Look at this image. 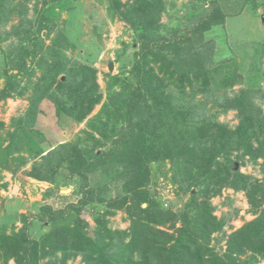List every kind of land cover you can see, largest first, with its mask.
Returning a JSON list of instances; mask_svg holds the SVG:
<instances>
[{
    "label": "trees",
    "instance_id": "obj_1",
    "mask_svg": "<svg viewBox=\"0 0 264 264\" xmlns=\"http://www.w3.org/2000/svg\"><path fill=\"white\" fill-rule=\"evenodd\" d=\"M105 1L109 19L127 24L137 48L125 47V55H117L121 74L108 76L101 104L96 70L69 65L66 51L77 47L70 34L78 18L99 36L105 21L86 16L74 0H42L33 23L25 6L0 0L1 24L17 11L23 14L4 38L15 40L3 52L0 103L24 99L32 90L25 113L12 120L6 138L0 136V173L15 175L31 162L27 175L36 181L53 186L58 175L62 181L80 180L76 203L40 207L36 224L45 232L35 238L24 214L19 220L15 214L0 217V264H68L76 258L78 264H259L264 260V41L257 46L253 39L235 41L232 52L225 31L227 19L239 16L246 3H201L169 27L161 22L164 0ZM63 11L69 14L62 22L66 31L57 29ZM32 64L41 72L36 82ZM62 75L64 80L58 79ZM47 102L59 124H81L101 106L86 120L83 137L44 149L35 125ZM229 112L236 115L235 127L218 120ZM4 126L0 121V130ZM165 163L174 195L187 197L177 208L171 201L164 208L156 188L149 189ZM246 166L258 168L261 177L240 172ZM95 174L100 181L91 185ZM225 189L242 192L253 217L228 235L224 228L238 210L217 217L210 202ZM60 191L53 186L45 196L66 198ZM118 211L125 214L126 229L109 225L107 216ZM85 213L94 222L89 230L80 220ZM16 222L22 227L16 229ZM223 239L224 246L216 248Z\"/></svg>",
    "mask_w": 264,
    "mask_h": 264
},
{
    "label": "rangeland",
    "instance_id": "obj_2",
    "mask_svg": "<svg viewBox=\"0 0 264 264\" xmlns=\"http://www.w3.org/2000/svg\"><path fill=\"white\" fill-rule=\"evenodd\" d=\"M122 2H132V0H121ZM239 4H244V11L236 17H231L227 19L225 25L229 40L228 48L230 46L232 52L234 48L231 44L235 45L234 42L239 44V42L245 41L247 44L253 39L252 45L257 46L259 43L264 41V0H235ZM211 0H164L165 12L161 18L163 24L169 25V27L176 26V21L183 17L188 9L193 7H198L199 4L203 3L210 6ZM14 4L17 7L25 6V17L31 20L33 23L36 22L41 12L42 0H14ZM263 3V5H261ZM72 5H76V9L86 8V16L89 13H93L95 19L99 21H105L103 30L100 36L94 34L90 28L91 24L84 22L82 19L78 18L75 23V27L72 30L71 36H74L77 42V47L71 51H66V56L68 57L70 64H87L88 66L96 70L97 83L99 85V92L102 93L103 99L101 104L105 101V89L108 81V76L120 75V63L116 61L118 54L122 56L125 55L127 49L125 47H136L133 46V33L128 28L127 24L118 19L110 20L108 17L107 3L105 0H74ZM198 5V6H197ZM237 5V4H236ZM258 6V10L257 7ZM75 9V10H76ZM256 10V11H255ZM77 11V10H76ZM257 12V13H256ZM74 14V13H73ZM258 15V16H257ZM262 15L261 17H259ZM23 16L19 15V11L15 12L11 18L6 22H0V67L4 61V54L9 49V44L14 42V36L12 35L10 39L5 40V36L11 34L14 27L18 25L20 18ZM69 19V14L66 11L60 13V17L57 19L59 30H65L66 25L62 22ZM177 27V26H176ZM78 28V30H77ZM221 32V31H220ZM55 32L52 34L54 35ZM98 37L101 39L98 40ZM217 40V39H216ZM257 41L259 43H257ZM49 40L45 39V45L48 46ZM221 43V42H220ZM242 44L239 46L238 50L243 49ZM253 48V47H252ZM129 51V49H128ZM227 51V50H226ZM224 53H227V52ZM31 64L30 61H28ZM109 64H112V70H109ZM264 69V63H263ZM31 68L36 70L32 77V82H36L41 76V72L36 69V65L32 64ZM129 66L125 70H128ZM125 73V72H124ZM127 76V73L124 74ZM63 75L58 79H62ZM3 85L2 79L0 80V87ZM238 87H235L231 94L238 91ZM32 90L29 89L25 94L24 99L17 100H5L0 103V121L4 122L5 126L0 130V136L6 138L7 132L12 130L11 123L14 118L22 116L28 107V98L31 95ZM198 100H202L201 95H198ZM100 104V106H101ZM99 105L95 106L91 114L85 119L81 124H74L67 121L65 124H59V121L54 114V107L47 103L41 106L42 114L39 115L36 129L41 132L45 138L43 148L48 149L50 146H57L59 144L73 143L77 141L78 137H83L82 131L85 130L86 120L94 116L99 108ZM211 104L208 105L210 107ZM261 107L264 112V101L261 103ZM212 112H215V108H212ZM220 122L228 124L230 127H235L238 123L236 115L234 112H229L226 115H220L218 117ZM38 139V138H37ZM36 161H40L36 159ZM32 163L30 162L27 166L21 168L17 174L12 175L9 172L1 171L0 173V217L3 214H15L16 219H20V216L24 214L30 223L29 234L32 238H35L41 232L44 233L45 229L41 228L36 224V216L39 213V209L44 204L52 206L54 209L63 208L68 203H76V200L80 198V180L74 178L72 180L62 181V176L58 175L55 179V184L53 186H58L61 191L68 190L67 193H61V195L67 196L66 198H60L56 195L45 196V192L48 188L53 186L45 183L39 182L30 178L27 173L30 171ZM154 168V165H153ZM154 169H152L154 173ZM158 170V168H157ZM161 176L157 179V184L155 187L150 186L149 189L153 190L156 188L157 199L166 208L170 205V201L174 205L173 208L180 207L181 204L186 202L187 197H181L180 200L174 195V189L170 187L168 177L170 176L169 164L165 163L161 170ZM240 172L245 174H251L255 177L260 178L258 168H253L251 166H246L240 169ZM166 174V178L164 176ZM101 180L103 178L101 177ZM91 185L100 181V176L95 174L90 177ZM153 181L154 177H153ZM5 185V187H3ZM115 191H112L114 194ZM211 204L215 206V215L217 217L230 215L238 210V216L234 219L231 218L227 226L224 228L226 235L230 234L236 229H239L245 222L253 219V217L248 213L249 206L247 205L245 196L242 192H233L232 190H223L220 196L212 199ZM104 207L99 206L98 211L102 212ZM81 222L86 227L90 229L94 226V222L85 213L80 217ZM110 227L113 229H126L129 225L128 221L125 220V214L121 211L116 212L113 216H107ZM22 227V223L16 222V229ZM216 236V235H215ZM225 239L218 243L216 248L219 246H224ZM224 249V247H223ZM79 258H76L73 262L68 264H78ZM9 264H15L14 261H10ZM259 264H264V260Z\"/></svg>",
    "mask_w": 264,
    "mask_h": 264
},
{
    "label": "water",
    "instance_id": "obj_3",
    "mask_svg": "<svg viewBox=\"0 0 264 264\" xmlns=\"http://www.w3.org/2000/svg\"><path fill=\"white\" fill-rule=\"evenodd\" d=\"M264 22V21H263ZM112 68H113V66H112V64H109V70H112ZM62 80H64V77L62 78ZM234 168L236 169V170H238V163H234ZM68 192V190H66V191H61V193H67Z\"/></svg>",
    "mask_w": 264,
    "mask_h": 264
}]
</instances>
